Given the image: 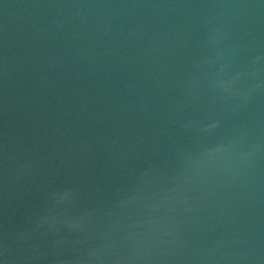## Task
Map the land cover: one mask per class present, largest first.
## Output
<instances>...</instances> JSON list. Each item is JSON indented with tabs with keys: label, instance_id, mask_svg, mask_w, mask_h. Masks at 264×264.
I'll return each instance as SVG.
<instances>
[{
	"label": "water",
	"instance_id": "obj_1",
	"mask_svg": "<svg viewBox=\"0 0 264 264\" xmlns=\"http://www.w3.org/2000/svg\"><path fill=\"white\" fill-rule=\"evenodd\" d=\"M0 264H264V0H0Z\"/></svg>",
	"mask_w": 264,
	"mask_h": 264
}]
</instances>
